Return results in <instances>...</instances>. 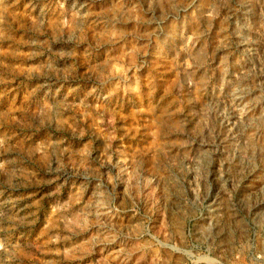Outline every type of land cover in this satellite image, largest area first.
Wrapping results in <instances>:
<instances>
[{"label": "rangeland", "instance_id": "rangeland-1", "mask_svg": "<svg viewBox=\"0 0 264 264\" xmlns=\"http://www.w3.org/2000/svg\"><path fill=\"white\" fill-rule=\"evenodd\" d=\"M0 264H264V0H0Z\"/></svg>", "mask_w": 264, "mask_h": 264}]
</instances>
